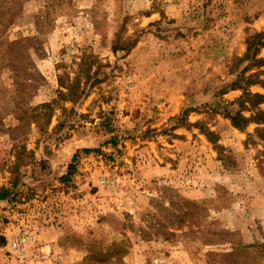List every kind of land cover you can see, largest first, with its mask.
Here are the masks:
<instances>
[{
    "label": "rangeland",
    "instance_id": "obj_1",
    "mask_svg": "<svg viewBox=\"0 0 264 264\" xmlns=\"http://www.w3.org/2000/svg\"><path fill=\"white\" fill-rule=\"evenodd\" d=\"M0 46V264H264V0H0Z\"/></svg>",
    "mask_w": 264,
    "mask_h": 264
},
{
    "label": "trees",
    "instance_id": "obj_2",
    "mask_svg": "<svg viewBox=\"0 0 264 264\" xmlns=\"http://www.w3.org/2000/svg\"><path fill=\"white\" fill-rule=\"evenodd\" d=\"M118 39V38H117ZM24 40H21V41H18V42H14L10 45V47L12 49H16V48H20L22 47L23 45L21 44V42H23ZM1 48V46H0ZM113 51H117L118 49H123L122 46H119V44H117V41H115L114 45H113ZM249 49H250V46H249ZM19 58V57H18ZM21 60V59H20ZM23 62V60H21ZM22 71V70H21ZM30 73H28V71H22L21 73L16 71V83L18 85V93L21 92V88H23L25 85H27V81L30 77ZM20 87V88H19ZM245 98H250L252 99V102H251V106H256V105H259L261 103H264V95L263 94H260V93H252L250 91H246L244 93V96L241 98L242 100H244ZM245 102L242 103V105H244ZM41 107H47L45 104L42 105ZM228 117L231 119L233 125L239 129H243L244 127H246V125L251 121L252 118H254L252 116L251 117H245L244 115H242L241 112H237L235 115H228ZM255 117H259L261 119H263L262 117H260L259 114H257ZM262 122L264 123V121L262 120ZM75 158V156L73 157ZM71 168V166L69 167ZM73 171L70 170V174L72 173ZM8 194L9 192L8 191H4L3 193L0 194V200L2 199H6L8 198Z\"/></svg>",
    "mask_w": 264,
    "mask_h": 264
},
{
    "label": "built area",
    "instance_id": "obj_3",
    "mask_svg": "<svg viewBox=\"0 0 264 264\" xmlns=\"http://www.w3.org/2000/svg\"><path fill=\"white\" fill-rule=\"evenodd\" d=\"M29 240L30 238L26 234H22L18 235L13 241V247L17 249L21 256H25L27 254Z\"/></svg>",
    "mask_w": 264,
    "mask_h": 264
},
{
    "label": "crops",
    "instance_id": "obj_4",
    "mask_svg": "<svg viewBox=\"0 0 264 264\" xmlns=\"http://www.w3.org/2000/svg\"><path fill=\"white\" fill-rule=\"evenodd\" d=\"M49 233H52L51 231H49ZM53 234V233H52ZM41 237H44V238H42V239H45V240H47L48 241V237L47 236H45V235H41Z\"/></svg>",
    "mask_w": 264,
    "mask_h": 264
}]
</instances>
